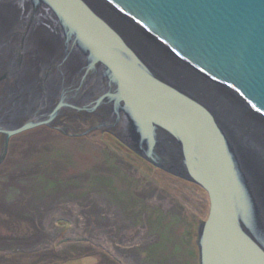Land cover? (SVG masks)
Returning a JSON list of instances; mask_svg holds the SVG:
<instances>
[{
    "label": "water",
    "instance_id": "1",
    "mask_svg": "<svg viewBox=\"0 0 264 264\" xmlns=\"http://www.w3.org/2000/svg\"><path fill=\"white\" fill-rule=\"evenodd\" d=\"M43 1L69 26L67 35L81 43L76 55L91 57L86 68L100 66L105 71V79L109 78L106 84L116 89L115 101L123 102L130 115L124 128L129 135L124 133L146 153L136 151L208 193L210 209L198 239L201 264H210L207 257L213 258L212 264H264V244L258 239L263 245H257L244 232L235 195L238 183H242L248 197H254L249 211L255 210L262 221L259 229L254 228L262 239L264 216L255 202L256 198L264 200V162L254 152L243 155L232 128L221 121L210 102L200 93L195 96L184 89L182 80L170 70L145 61L87 0ZM67 1L73 4L71 12L63 7ZM93 1L170 61L201 81L228 91L264 124V0ZM79 9L93 25L80 26L76 19ZM80 67L85 69L84 64ZM67 90L62 89L64 93ZM64 95L57 98L49 118H29L11 129L0 126L5 136L0 164L10 137L50 125L62 107L72 106ZM99 99L103 100L102 96ZM119 119L116 116V121ZM108 122L105 124H112Z\"/></svg>",
    "mask_w": 264,
    "mask_h": 264
},
{
    "label": "rangeland",
    "instance_id": "2",
    "mask_svg": "<svg viewBox=\"0 0 264 264\" xmlns=\"http://www.w3.org/2000/svg\"><path fill=\"white\" fill-rule=\"evenodd\" d=\"M80 69L77 62L69 82ZM5 98L4 109L15 108ZM81 98L59 124L9 139L0 164V264H200L208 193L110 132L105 122L117 113L82 109ZM4 138L0 132V154Z\"/></svg>",
    "mask_w": 264,
    "mask_h": 264
},
{
    "label": "bare ground",
    "instance_id": "3",
    "mask_svg": "<svg viewBox=\"0 0 264 264\" xmlns=\"http://www.w3.org/2000/svg\"><path fill=\"white\" fill-rule=\"evenodd\" d=\"M87 2L99 15L114 26L124 39L145 57L147 61L149 60L157 64V66L170 70L173 75L182 80V87H188L193 84V88L186 89L193 95L197 96V93H200L209 97L208 102H210L213 111L221 121L232 128L236 138V146H238L242 154L254 152L257 155V159L264 162L262 158L264 156V124L255 117H252L246 109L237 103L228 91L201 81L198 76L184 70L166 58L150 42L142 38L137 31L123 24L117 16L103 8L101 10V7L93 0H87ZM48 5L43 0H0V57L1 59L5 57V66L0 62V72L3 67H9V69L3 70L8 81L4 86L5 90L1 89L0 101H4V97L6 96L5 103L9 100L8 103L11 104L9 106L15 107L4 109V104L0 103V126L2 128L11 129L22 126L29 118H49L50 112L57 105V98L60 95L66 94L64 96L68 100V103L72 101L76 94V92L71 91L73 88L78 89L77 94L80 95L78 96L79 98L82 97L81 99H83L84 96L86 97L84 102L80 103L82 109H85L86 106L93 107L94 109H107L111 101L114 102L115 108L120 104L113 97L116 89L106 84L109 78L108 80L105 79V71L100 66L86 68L92 63L90 62L91 57H88L87 54L85 56L82 55V57L76 55L81 43L78 44L75 37L67 35L69 26ZM72 5L71 2L67 1L63 7L67 12H71ZM73 9L75 10V8ZM78 12L80 13L76 15V19L80 26L87 28V24H94L81 10ZM79 14L81 16H78ZM16 17L18 18L16 19ZM102 33H105V30ZM77 62H79V65L81 63L84 64L85 69L82 67V70L80 67V78L73 84L69 81L74 78V67H76ZM85 72H88V74H85ZM82 77H85L83 82ZM14 79L17 84L15 87H13ZM67 79L68 82L66 81ZM202 85L207 94L200 92L199 86ZM39 86H41L40 91L41 88H44L41 91V95H39L40 91H35ZM64 87L68 88L69 91L67 90L68 92L64 93L62 91ZM100 96H102L104 101L99 99ZM36 102L42 105L44 103L43 106H47L49 111L40 115L38 110H42L43 108H37ZM27 103L29 106H26ZM35 107L36 109H34ZM67 109L71 110L72 107L68 105L62 107L54 115L51 123L58 120L59 115L66 113L67 111L65 110ZM27 112L31 114L27 115ZM128 114L126 115L130 117ZM9 116L12 118L14 116L19 117L20 121L23 122L18 121L14 123L12 121L7 123V120L10 119ZM241 184L238 183L235 194L240 215L239 219L245 227L250 228L252 226V219L250 218L254 217L255 210L253 213H250L249 205L254 201V197L252 196L253 199L249 198V193ZM256 199L255 203L260 207L258 208V212L264 216V209L261 211V207L264 208V200L261 198ZM251 204L254 203L252 202ZM258 219L254 217V220L262 222L259 217ZM219 249H221L220 246ZM215 258L221 259L220 257ZM207 260H212L213 262L212 257H207Z\"/></svg>",
    "mask_w": 264,
    "mask_h": 264
},
{
    "label": "flooded vegetation",
    "instance_id": "4",
    "mask_svg": "<svg viewBox=\"0 0 264 264\" xmlns=\"http://www.w3.org/2000/svg\"><path fill=\"white\" fill-rule=\"evenodd\" d=\"M145 61H146V59H145V57H143L140 53H138ZM194 87V85L192 84V85H190V86H188V87H183L184 89H190V88H193ZM203 87V85L202 86H199V90H200V92H204V93H206V90H204V88H202ZM71 91H74V92H76V94L74 95L75 97H77V98H79L78 96H80V95H78L77 94V92H78V89H72ZM207 94V93H206ZM77 95V96H76ZM201 97L204 99V100H206L207 102H208V98L209 97H206V95H204V94H201ZM73 100H75V99H72V101ZM77 100H79V99H77ZM71 107H74V108H76L75 106H77L76 104H75V102H74V104L73 103H71ZM101 108V107H100ZM102 109V108H101ZM94 110H97V109H93L92 111H94ZM113 110V111H112ZM122 110V111H121ZM73 112H70L69 111V115H71V116H75L76 114V112H74V110H72ZM102 111V113L103 114H105V113H107L108 114V111H111V112H115V113H117V116L118 117H120V119L119 120H117L116 121V116H111L112 117V119H114L115 121H112L111 123L112 124H109L108 126H109V129H111L110 130V132H112V133H115L118 137H122V139H124V140H126L127 142H128V145H130V146H132L134 149H136V150H138V151H140L141 153H146V152H144V149L142 148V147H140V146H138L137 144H136V142L135 141H133V139H131V138H128V137H126V134L127 135H129L128 134V132H127V129H124L125 128V124L128 122V117L129 116H127L126 114V111H124V108L122 107V103H120L118 106H117V108H115L114 107V102L113 101H111L110 103H109V106L107 107V109H102L101 110ZM120 112V113H119ZM62 115H63V113L61 114V115H59L60 117H59V119L57 120V122L56 123H54L53 125H57V124H59L61 121H60V118L62 117ZM97 117H99V116H97ZM95 119H93V121H94ZM109 123V122H108ZM119 125L120 126H122L121 128L126 132V134L124 133V132H122L121 130H119L120 128H119ZM183 178V177H182ZM249 216V215H248ZM254 217H255V219H258V214L257 213H255V215H254ZM254 217H251L250 219H252L251 220V224H252V226L250 227V228H248V227H245L244 225H242L243 226V230H244V232L246 233V234H248V236L257 244V245H259L260 246V244L261 245H263L264 244V232H261V234H262V239L261 238H258V235H259V233H258V230L257 229H254V228H258V221L257 220H254ZM240 220V219H239ZM242 223V222H241ZM261 223V222H260ZM259 229V228H258ZM260 232V231H259ZM261 236V235H260ZM263 243H261L259 240ZM200 258V257H199ZM210 262V264H212L213 262H212V260H209ZM200 264H201V260H200ZM225 264H227V263H225Z\"/></svg>",
    "mask_w": 264,
    "mask_h": 264
},
{
    "label": "trees",
    "instance_id": "5",
    "mask_svg": "<svg viewBox=\"0 0 264 264\" xmlns=\"http://www.w3.org/2000/svg\"><path fill=\"white\" fill-rule=\"evenodd\" d=\"M73 258H74V257H73ZM70 259H72V258H70ZM70 259H69V260H70Z\"/></svg>",
    "mask_w": 264,
    "mask_h": 264
}]
</instances>
